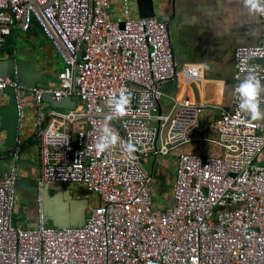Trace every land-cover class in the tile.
<instances>
[{"label":"built area","instance_id":"built-area-1","mask_svg":"<svg viewBox=\"0 0 264 264\" xmlns=\"http://www.w3.org/2000/svg\"><path fill=\"white\" fill-rule=\"evenodd\" d=\"M110 8L111 0H0V48L13 31L38 27L64 64L54 88L30 91L41 159L37 227L15 224L20 136L9 171L0 176V264H264V118L241 110L236 90L250 70L264 84V31L257 47L234 53L232 110L211 126L215 137H194L202 106L161 108L163 85L180 75L168 23L129 15L115 21ZM183 74L197 81L200 67ZM7 88L15 90L22 125L27 90L18 80H0V91ZM121 89L132 94L123 116L109 107ZM45 95L77 105L45 115ZM262 109L264 117L263 94ZM105 127L119 139L99 152ZM195 142L221 153L200 157L182 148ZM128 144L136 151L129 153ZM173 152L171 199L159 208L152 194L156 161ZM150 158L152 172L144 167ZM46 183L82 185L97 196L83 227L44 221Z\"/></svg>","mask_w":264,"mask_h":264},{"label":"crops","instance_id":"crops-1","mask_svg":"<svg viewBox=\"0 0 264 264\" xmlns=\"http://www.w3.org/2000/svg\"><path fill=\"white\" fill-rule=\"evenodd\" d=\"M156 17L168 23L171 31L175 59L180 75L177 80L163 85L161 108L169 112L174 103L190 102L204 108L199 119L200 133L205 134L223 111L232 110L234 90V53L239 48L257 47L264 31L263 15L250 13L244 8L242 0H152ZM128 11V14H126ZM141 18L137 0H111L109 16L115 21H124L127 16ZM21 34L18 35V34ZM16 49L21 60L34 61L37 69L46 76L54 75L53 85H38L54 88L58 83L56 71L59 56L51 44L42 35L38 27L30 33L15 30L7 42ZM7 44V43H6ZM1 49V48H0ZM60 58V57H59ZM1 59V57H0ZM61 59V58H60ZM64 65V64H63ZM200 67L201 77L189 81L183 71L190 67ZM43 79V81H44ZM264 96V93H262ZM27 118L20 125L19 136L24 145L21 176L27 179V185L17 190V208L15 224L21 228H34L39 223V212L32 203L36 182L40 177V142L35 129V101L30 91L24 94ZM9 97L0 91V106L8 104ZM53 109L50 103L44 106L47 115ZM263 115V109L261 110ZM261 120V119H258ZM204 124V128H202ZM196 143V142H195ZM199 143V142H197ZM15 146L9 144L8 132L1 127L0 117V176L9 171ZM215 147L214 154H220ZM9 164L8 168L5 167ZM176 157L173 162V181H175ZM166 172L158 173V182L166 179ZM152 172V171H151ZM174 183V182H173ZM174 185V184H173ZM167 187L163 185L161 189ZM96 196V195H95ZM88 197V196H87ZM98 199L96 196L97 203ZM21 212V215H19Z\"/></svg>","mask_w":264,"mask_h":264},{"label":"water","instance_id":"water-1","mask_svg":"<svg viewBox=\"0 0 264 264\" xmlns=\"http://www.w3.org/2000/svg\"><path fill=\"white\" fill-rule=\"evenodd\" d=\"M140 17L151 18L156 17L155 6L152 0H137ZM1 57V56H0ZM252 63H263V61L254 60ZM9 79L11 81L18 80L21 87L27 91L35 90L39 84L43 82L44 73L38 71L34 61L21 60L17 55L0 59V80ZM9 97L8 104L0 106L1 127L8 132L9 144L16 145L19 136V108L16 99V93L13 88H7L3 91ZM44 102L50 103L53 108L74 109L77 105L72 98H64L61 100H53L52 95H45ZM194 137H200L199 128H196L192 134ZM25 165L26 162H20ZM27 185V179L19 177L17 182V190L20 186ZM38 181L33 191L35 194L32 203H35L39 212L38 199ZM42 215L44 221L55 228H73L83 227L86 222L87 212L90 205L88 197H76L69 187L46 183L43 185L42 191Z\"/></svg>","mask_w":264,"mask_h":264},{"label":"clouds","instance_id":"clouds-1","mask_svg":"<svg viewBox=\"0 0 264 264\" xmlns=\"http://www.w3.org/2000/svg\"><path fill=\"white\" fill-rule=\"evenodd\" d=\"M242 4L250 13L264 15V0H242ZM236 90L241 97V110L249 112L253 120L264 118L260 110V96L264 93V84L253 71H249ZM131 100L132 94L127 89H121L119 98L110 100L109 107L113 109L115 114L123 116L130 107ZM118 139V136L110 128L105 127L104 135L100 138L96 148L99 152H104L115 145ZM127 151L129 153L136 151L135 146L128 144Z\"/></svg>","mask_w":264,"mask_h":264},{"label":"rangeland","instance_id":"rangeland-1","mask_svg":"<svg viewBox=\"0 0 264 264\" xmlns=\"http://www.w3.org/2000/svg\"><path fill=\"white\" fill-rule=\"evenodd\" d=\"M18 35L21 36V34L19 33ZM18 57H20L18 55ZM58 59V64L56 65V71L59 72L61 70V68H63V62L62 60L59 58V56L56 57ZM58 77V76H57ZM56 77L54 75H50V76H46V78L44 79V81L40 84L43 86L46 85H53L54 83H56ZM78 104L80 105L81 103L78 102ZM56 109V108H53ZM58 110V109H57ZM204 124H202V128H204ZM207 131H205V135L207 136H211L213 135L212 131L207 128ZM184 151L186 152H192L193 154L200 156V157H204L206 155H213L214 151H215V146L206 142H200V143H193L190 145H186L184 147ZM174 154L175 152H173V154H171L170 156L166 157V158H159L156 161V165L155 169H156V173L154 174V178H153V184H152V194L154 197V201L156 203V205L159 208H164L166 207L171 199V193H172V188H173V175H172V170H173V162H174ZM153 163H154V159L150 158V162H147L144 164L145 169L152 171L153 170ZM9 164H6L5 167L8 168ZM1 166H3V164L0 163V168ZM169 168V173H166L167 175V181L166 179L160 182H158L159 179V174L162 172H166V170ZM159 173V174H158ZM160 180V179H159ZM163 185H167V187H164L163 189H161L163 187ZM71 192L76 196V197H86L88 196V199L91 203H94L96 201V196L95 194H93L91 191H89L88 189H86L85 187H83L82 185H72L71 187ZM19 215H21V212H19ZM16 219V217H15ZM16 222V220H15Z\"/></svg>","mask_w":264,"mask_h":264},{"label":"trees","instance_id":"trees-1","mask_svg":"<svg viewBox=\"0 0 264 264\" xmlns=\"http://www.w3.org/2000/svg\"><path fill=\"white\" fill-rule=\"evenodd\" d=\"M16 49H14L13 46H10V42L8 41L7 44L0 49V56L2 58H8L11 57L13 55H16ZM22 150L24 151V145L22 147Z\"/></svg>","mask_w":264,"mask_h":264}]
</instances>
